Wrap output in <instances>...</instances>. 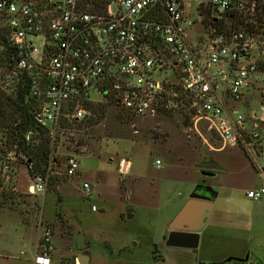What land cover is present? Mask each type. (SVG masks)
Here are the masks:
<instances>
[{
    "label": "built area",
    "instance_id": "obj_1",
    "mask_svg": "<svg viewBox=\"0 0 264 264\" xmlns=\"http://www.w3.org/2000/svg\"><path fill=\"white\" fill-rule=\"evenodd\" d=\"M106 1L98 8L86 0H0L11 71L27 86L36 124L53 141L103 100L141 117L186 106L219 151L236 148L259 176L245 197L264 199V0ZM202 20L208 26L198 48L188 35ZM36 133L27 130L25 142ZM0 152V181L7 183L21 153L1 133ZM27 164L28 192H44L46 173ZM64 170L78 171L74 156ZM43 240H50L48 228ZM45 249L32 264H55Z\"/></svg>",
    "mask_w": 264,
    "mask_h": 264
},
{
    "label": "rangeland",
    "instance_id": "obj_2",
    "mask_svg": "<svg viewBox=\"0 0 264 264\" xmlns=\"http://www.w3.org/2000/svg\"><path fill=\"white\" fill-rule=\"evenodd\" d=\"M203 26L207 28V21L198 22L188 35L198 48L204 40ZM4 29L0 16L1 35ZM6 58L7 47L0 43V91L14 97L16 79ZM94 105L99 106V113L91 124L56 132L50 141L44 192H28L32 172L25 155L17 145L12 146L22 155L12 163L13 177L0 186V264H28L33 248L41 252L44 247L56 262L75 264L64 244L82 247L86 240L91 243L89 253L99 260L114 252L113 260L123 262L191 263L196 257L191 249L163 245L153 250L150 240L158 221L171 205L191 194L197 178L222 194L227 192L226 183L253 181L256 177L248 160L236 148L219 151L205 123L194 124L186 106L141 117L118 110L107 100ZM0 133L6 136L4 129ZM68 156L78 161L74 175L64 170ZM212 160L223 162L220 173L199 174L197 165ZM3 189L12 190L13 200L4 198ZM120 212L134 216L122 219ZM45 228L50 231L46 244ZM133 235L139 238L137 247L131 244Z\"/></svg>",
    "mask_w": 264,
    "mask_h": 264
},
{
    "label": "crops",
    "instance_id": "obj_3",
    "mask_svg": "<svg viewBox=\"0 0 264 264\" xmlns=\"http://www.w3.org/2000/svg\"><path fill=\"white\" fill-rule=\"evenodd\" d=\"M239 153L243 155L241 152ZM127 163L130 165L129 161ZM121 165L123 166V162ZM222 169L223 162L218 164L214 160H212V165L206 168L203 167L202 163L197 165V170L202 176H216ZM250 171L256 177L253 181L245 185L232 184L229 186L230 183H226L227 192L223 194L220 189L215 191L211 184L203 180L200 181L199 178L195 179L194 189L204 184L214 193V197L211 204L203 200H194L189 209L175 222L177 227L202 228L199 233L197 249L195 252L192 250L196 253V257L189 264H264V199L251 201L245 197L244 192L247 188L254 187L261 182L257 173L251 168ZM204 172H211L213 175H207ZM188 199L189 196L180 202H175L169 207L171 210L166 211L165 215L158 221L154 237L150 240L153 250L156 248L158 251L163 245L166 246L165 240L170 231L169 225ZM209 205L210 211L207 214ZM121 214H124L122 219L134 216L124 212H120L119 216ZM130 240L134 247L140 243L139 238L134 235ZM65 246V252L70 256L73 255L76 260L80 255H87L88 264H141L137 261L113 260L114 252H107L106 257L104 255L99 260L94 254L89 253L91 243L88 240L82 247L72 248L67 243L64 244ZM37 252L33 248L31 257L27 258L28 264H32L33 256ZM157 255H159L158 252ZM228 258H240L242 260H228ZM76 260L75 264H77ZM52 261L55 264H60L53 259Z\"/></svg>",
    "mask_w": 264,
    "mask_h": 264
},
{
    "label": "trees",
    "instance_id": "obj_4",
    "mask_svg": "<svg viewBox=\"0 0 264 264\" xmlns=\"http://www.w3.org/2000/svg\"><path fill=\"white\" fill-rule=\"evenodd\" d=\"M95 7L102 8L106 0H86ZM0 43L7 47V58L5 63L10 69L13 66L11 57V48L6 37V29L4 34H0ZM27 86H22L19 81L16 84L15 96L12 97L0 91V128L6 131V141L12 147L17 145L20 151L25 155L27 162H32L34 172H45L46 164L49 158L50 138L46 135L45 129L39 127L33 119L31 110L32 106L26 101ZM91 110V116L83 121L67 123L64 127L82 129L91 124L99 113V106L90 104L87 106ZM36 131L35 141L27 144L24 140V134L27 130ZM2 185L0 181V186ZM4 198L13 200L14 194L11 189L2 190ZM6 196V197H5ZM155 252V251H154Z\"/></svg>",
    "mask_w": 264,
    "mask_h": 264
},
{
    "label": "water",
    "instance_id": "obj_5",
    "mask_svg": "<svg viewBox=\"0 0 264 264\" xmlns=\"http://www.w3.org/2000/svg\"><path fill=\"white\" fill-rule=\"evenodd\" d=\"M207 175H213L211 172H204ZM198 188H195L191 194L189 195V199L185 202L179 213L176 215V217L172 220V222L169 225L170 231L167 235V238L165 240V244L170 247H179V248H187L191 249L194 252L197 249L198 241H199V233L201 232L202 228H182L177 227L175 225V222L177 218H179L181 215H183L190 207V205L193 203L194 200H203L209 202L211 204V201H213L214 193L209 190V188L206 187V190L209 192V194H202L198 192ZM210 211V205L207 208V214ZM235 259L237 261H241L240 258H228V260ZM77 261L79 264H88V256L87 255H80L77 257Z\"/></svg>",
    "mask_w": 264,
    "mask_h": 264
},
{
    "label": "flooded vegetation",
    "instance_id": "obj_6",
    "mask_svg": "<svg viewBox=\"0 0 264 264\" xmlns=\"http://www.w3.org/2000/svg\"><path fill=\"white\" fill-rule=\"evenodd\" d=\"M202 165H203V167H208L209 165H212V161H210V162H206V163H202ZM198 192L199 193H202V194H209V192L206 190V187H205V185L204 184H201L200 185V188H198Z\"/></svg>",
    "mask_w": 264,
    "mask_h": 264
}]
</instances>
